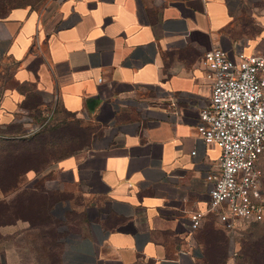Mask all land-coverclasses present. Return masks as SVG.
I'll return each instance as SVG.
<instances>
[{"label":"crops","instance_id":"crops-1","mask_svg":"<svg viewBox=\"0 0 264 264\" xmlns=\"http://www.w3.org/2000/svg\"><path fill=\"white\" fill-rule=\"evenodd\" d=\"M15 8L0 19V61L18 73L3 96L1 126L20 127L16 110L50 108L55 120L88 131L84 145L60 159L61 188L50 192L61 198L53 210L67 203L79 214L66 222L77 229L63 237L58 261L215 264L216 233L217 264H241L211 213L189 228V213L208 205L205 174L219 156L196 131L210 95L201 55L213 46L264 54V0H45Z\"/></svg>","mask_w":264,"mask_h":264},{"label":"rangeland","instance_id":"rangeland-1","mask_svg":"<svg viewBox=\"0 0 264 264\" xmlns=\"http://www.w3.org/2000/svg\"><path fill=\"white\" fill-rule=\"evenodd\" d=\"M44 1L28 0L33 5H41ZM20 3L23 2L0 0V19L5 16L7 10L17 14L18 10L15 7L17 4L21 5ZM17 77L18 73L13 71L7 58L0 61V106L5 92H12L16 87ZM3 103L6 108L11 107L9 101L5 100ZM49 113L51 114V109L47 108L41 115L46 116ZM13 116L20 126L19 129L11 125L4 128L0 124V264H61L57 259V253L63 237L67 232L77 229L76 224L67 225L66 222L75 220L79 214L74 209H69L67 203H64L66 207L60 211L53 210L55 202L61 198L53 200L50 192L61 188L60 159L75 152L77 148L74 139L70 143L59 141L61 132L59 129L54 130L56 136L52 139L55 142L49 141L47 131L46 135L43 132L29 134L28 131L33 125L41 121L33 113L16 110ZM7 119V114L0 113V121ZM38 138L45 140L44 144H38L35 141ZM7 142H13L11 149L16 151L15 154H20L13 161L7 152L9 149V146H6ZM257 163L261 169L264 197V149ZM44 164L47 166L35 175L23 173L27 167L39 168ZM14 180L16 187H8ZM29 192H36L34 197L37 195V205L33 199L30 201L31 196L26 195ZM22 200L25 202H21ZM52 210L57 213L55 217L51 216ZM91 211L90 208L87 210L88 213ZM235 223L237 231L234 234V241L236 252L240 253L239 260H243L245 264H264V218L261 221L237 219ZM212 235L215 240L219 237L216 233ZM211 252H219L218 247ZM101 264L115 263L106 260Z\"/></svg>","mask_w":264,"mask_h":264},{"label":"built area","instance_id":"built-area-1","mask_svg":"<svg viewBox=\"0 0 264 264\" xmlns=\"http://www.w3.org/2000/svg\"><path fill=\"white\" fill-rule=\"evenodd\" d=\"M201 62L210 82V95L198 110L196 131L202 142L219 148V156L216 169L205 174L209 181L208 205L189 213V228L199 227L202 217L211 213L227 235L229 255L234 256L235 221L264 218L261 169L257 163L264 149V54L237 51L229 55L213 46L202 52ZM170 99L174 101L175 97ZM140 108L147 110L146 104ZM49 117L50 113L28 133Z\"/></svg>","mask_w":264,"mask_h":264},{"label":"trees","instance_id":"trees-1","mask_svg":"<svg viewBox=\"0 0 264 264\" xmlns=\"http://www.w3.org/2000/svg\"><path fill=\"white\" fill-rule=\"evenodd\" d=\"M19 1H22L23 3H20L21 5H23V4H28V3H30V2H28V0H19ZM17 5H19V4H17ZM6 12V11H5ZM35 116H36V118H40V120H43L44 119V117L45 116H42L41 115V112L39 113H33ZM10 126V125H9ZM12 127H14L15 128V126L14 125H11ZM4 128H7V127H4ZM15 129H17V127L15 128ZM19 129V128H18ZM55 129H59V130H61V132L59 133V137L61 138H58L59 139V141H61V140H64L65 142H67V143H70V141L72 140V139H74V142H75V145H76V148L78 149V148H80L82 145H84V143H85V141L87 140V138H88V131H87V129H83V128H81L79 125H78V123H77V121L76 120H69V121H64V122H59V121H57V120H55V117H54V113H51L50 114V117H49V119L43 124V125H41L37 130H35L33 133H32V135H36V134H38V133H46V131L48 132L47 133V138L48 137H50L51 138V140H50V138H49V141H52L53 140V142H55V140L54 139H52V138H54L56 135H54V130ZM46 135V134H45ZM46 137V136H45ZM45 137H44V139H45ZM42 139H43V137H41ZM41 138H38L37 140H35L38 144H40V145H42V144H44V141L45 140H40ZM11 139V138H10ZM12 140H14V139H12ZM13 144V142H7V144H6V146L9 148V149H7V152H9L8 154H10V156H12L11 158H12V161L14 160V158H16V157H18L19 155L18 154H15L16 153V151L14 150V149H11L12 147L11 146H13L12 145ZM69 153V152H68ZM72 153V152H71ZM25 159H26V157H25ZM50 159H48V161H49ZM47 166V164H44L43 166H41V167H39V168H33V167H27V168H25V170L23 171V173L25 172V171H27V170H29V169H32V170H34V171H40V170H42V169H44L45 167ZM8 187H11V188H15L16 187V185H15V180L12 182V184H10ZM7 188V187H6ZM26 195H28V196H31V198H30V201L33 199V201H34V197L32 196L33 194L32 193H27ZM20 197V196H19ZM18 197V199L20 200V198ZM23 197H25V196H23ZM22 197V198H23ZM21 202H25V200H22ZM35 202V201H34ZM35 205H37V202H35ZM17 209V208H16ZM15 209V210H16ZM16 214H14V216H15ZM25 219H27V218H25ZM220 229V228H219ZM220 231H222L223 233H224V231L222 230V229H220ZM220 238V237H219ZM212 246V248H211V251H213L215 248H217L218 247V249H219V252H211L210 251V255H211V260L214 262V260H215V264H217L218 263V261L220 260V258L222 257V248H223V245H222V243L219 241V239H217V242L216 243H214V244H212L211 245ZM240 249V248H239ZM239 253V252H238ZM238 253H237V256H238ZM240 257V253H239V256H238V258ZM239 262L241 263V264H245V262H243V260H239Z\"/></svg>","mask_w":264,"mask_h":264}]
</instances>
